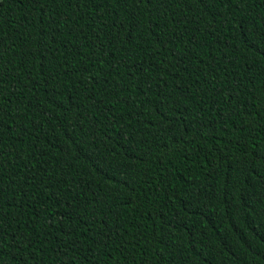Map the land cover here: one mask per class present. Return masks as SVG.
Here are the masks:
<instances>
[{
    "label": "trees",
    "instance_id": "obj_1",
    "mask_svg": "<svg viewBox=\"0 0 264 264\" xmlns=\"http://www.w3.org/2000/svg\"><path fill=\"white\" fill-rule=\"evenodd\" d=\"M0 264H264V0H0Z\"/></svg>",
    "mask_w": 264,
    "mask_h": 264
},
{
    "label": "snow or ice",
    "instance_id": "obj_2",
    "mask_svg": "<svg viewBox=\"0 0 264 264\" xmlns=\"http://www.w3.org/2000/svg\"><path fill=\"white\" fill-rule=\"evenodd\" d=\"M139 3H145V4H150L152 3V0H138Z\"/></svg>",
    "mask_w": 264,
    "mask_h": 264
}]
</instances>
